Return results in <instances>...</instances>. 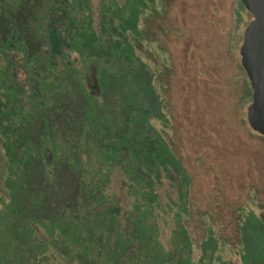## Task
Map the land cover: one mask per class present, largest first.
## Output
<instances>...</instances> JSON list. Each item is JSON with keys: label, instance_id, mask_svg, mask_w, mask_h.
I'll return each instance as SVG.
<instances>
[{"label": "trees", "instance_id": "16d2710c", "mask_svg": "<svg viewBox=\"0 0 264 264\" xmlns=\"http://www.w3.org/2000/svg\"><path fill=\"white\" fill-rule=\"evenodd\" d=\"M148 1L99 0L94 25L89 0H0V264H194V247L195 264H229L223 239L210 228L198 246L186 224L189 175L140 47ZM73 92L84 104L68 143L51 109ZM61 157L77 168L81 195L46 217L42 197ZM111 168L123 197L101 182ZM39 174L46 183L37 187ZM165 179L179 195L162 197ZM238 236L240 264H264V218L244 212Z\"/></svg>", "mask_w": 264, "mask_h": 264}, {"label": "rangeland", "instance_id": "374dc122", "mask_svg": "<svg viewBox=\"0 0 264 264\" xmlns=\"http://www.w3.org/2000/svg\"><path fill=\"white\" fill-rule=\"evenodd\" d=\"M89 1L96 25L101 19L99 0ZM149 1L141 16L140 47L163 96L168 115L166 137L189 175L187 227L197 245L211 228L225 242L221 257L229 264H240L241 215L252 209L264 218V135L247 122L246 106L252 90L239 53L251 14L241 0ZM106 12L104 21L110 16ZM87 77L89 88L94 90L91 71ZM83 104L82 95L76 92L56 99L51 109L52 128L56 127L62 141L70 143L78 136L79 126L74 122L80 119ZM62 158L57 163L55 181L48 183L52 186L42 197L46 217L57 214L81 195L77 168L71 169ZM107 176L101 182L105 180V185H112L113 191L123 197V176L113 168ZM34 179L37 187L46 183L40 174ZM167 189L173 197L179 195L165 179L160 188L162 197ZM34 197H26L25 206ZM25 210V216H21L28 218L31 207ZM161 224L168 229V222ZM198 252L194 247V264ZM205 264L211 263L207 259Z\"/></svg>", "mask_w": 264, "mask_h": 264}, {"label": "water", "instance_id": "95a60500", "mask_svg": "<svg viewBox=\"0 0 264 264\" xmlns=\"http://www.w3.org/2000/svg\"><path fill=\"white\" fill-rule=\"evenodd\" d=\"M251 19L243 29L240 62L249 78L251 101L246 106L250 127L264 135V0H241Z\"/></svg>", "mask_w": 264, "mask_h": 264}]
</instances>
